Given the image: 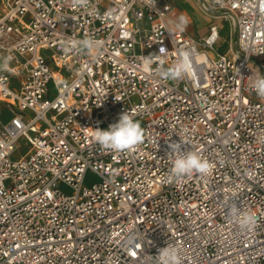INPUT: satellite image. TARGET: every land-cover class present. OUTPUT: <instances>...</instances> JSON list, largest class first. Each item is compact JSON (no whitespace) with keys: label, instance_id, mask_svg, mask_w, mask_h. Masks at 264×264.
<instances>
[{"label":"built area","instance_id":"obj_1","mask_svg":"<svg viewBox=\"0 0 264 264\" xmlns=\"http://www.w3.org/2000/svg\"><path fill=\"white\" fill-rule=\"evenodd\" d=\"M200 1L218 16L196 39L172 0H0V264H159L167 246L182 264H264V0ZM85 38L99 50L65 51ZM183 50L190 74L161 78ZM125 111L143 142L97 144ZM172 143L211 174L173 177Z\"/></svg>","mask_w":264,"mask_h":264},{"label":"clouds","instance_id":"obj_2","mask_svg":"<svg viewBox=\"0 0 264 264\" xmlns=\"http://www.w3.org/2000/svg\"><path fill=\"white\" fill-rule=\"evenodd\" d=\"M74 6L86 5L87 0H73ZM155 3V0H153ZM178 28L184 26L183 17L176 25ZM87 51L89 53L99 50L97 41L91 38L83 40H69L65 44V51ZM159 56L165 57L167 50L161 47L158 53ZM191 72V52L183 50L179 53V59L176 63L168 68H163V61H161V68L158 70V75L163 79L178 80ZM258 97L264 99V76H258L253 84ZM95 141L101 147L110 149L116 152L129 150L134 146L143 142V129L139 121L128 112H124L119 116L116 123L109 125L106 130H94ZM170 152L174 155L172 176L175 178H182L190 176L193 173L201 176L210 175L214 165L204 159L195 151H182L181 143H172L169 145ZM229 215L242 229H250L254 224V217L251 213H242L235 205L229 208ZM159 264H182L180 251L176 247L167 246L159 252Z\"/></svg>","mask_w":264,"mask_h":264},{"label":"rangeland","instance_id":"obj_3","mask_svg":"<svg viewBox=\"0 0 264 264\" xmlns=\"http://www.w3.org/2000/svg\"><path fill=\"white\" fill-rule=\"evenodd\" d=\"M188 6H179L178 8L183 10L185 12V21H186V31L188 33H193L197 37H201L203 34H206L209 32V28L214 21V17L218 16V13L214 11H205L202 8V3L200 0H187ZM220 29H221V40L217 45L218 51L220 53H225L228 49V43L229 45L232 43V41H235V34L230 32L229 35V25L225 21V19H220ZM192 34V35H193ZM230 38V39H229ZM200 39V38H199ZM8 116H5V121ZM8 120V119H7ZM28 143L25 139H22L19 142L18 149L16 153L13 155L12 159L15 161H18L22 158V156L26 153V147ZM100 180L99 178L89 172L87 173L85 180H84V186H92L96 183H98Z\"/></svg>","mask_w":264,"mask_h":264},{"label":"crops","instance_id":"obj_4","mask_svg":"<svg viewBox=\"0 0 264 264\" xmlns=\"http://www.w3.org/2000/svg\"><path fill=\"white\" fill-rule=\"evenodd\" d=\"M173 1V3L177 6V7H179V6H188L189 7V4H188V1L187 0H172ZM178 10H179V13H178V16H177V18H178V20L180 21V19L183 17V19H184V24H185V27H186V21H185V12H184V9L183 10H181V9H179L178 8ZM191 36H193L194 38H196V39H199V38H203V37H205L208 33H206V34H203L201 37H197V36H195L193 33V35L191 34V33H189Z\"/></svg>","mask_w":264,"mask_h":264},{"label":"trees","instance_id":"obj_5","mask_svg":"<svg viewBox=\"0 0 264 264\" xmlns=\"http://www.w3.org/2000/svg\"><path fill=\"white\" fill-rule=\"evenodd\" d=\"M229 35H230V32H229ZM229 39H230V38H229ZM227 50H228V49H227ZM226 52H227V51H226ZM226 52H225V53H226ZM222 54H223V53H222Z\"/></svg>","mask_w":264,"mask_h":264}]
</instances>
